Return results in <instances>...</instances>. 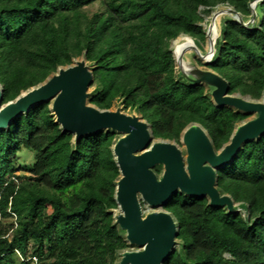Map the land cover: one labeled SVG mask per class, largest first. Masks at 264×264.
<instances>
[{
    "label": "trees",
    "instance_id": "16d2710c",
    "mask_svg": "<svg viewBox=\"0 0 264 264\" xmlns=\"http://www.w3.org/2000/svg\"><path fill=\"white\" fill-rule=\"evenodd\" d=\"M248 1L0 0L3 102L85 52L99 85L91 103L110 108L123 98L125 110L138 108L161 139L178 141L196 122L219 148L246 116L213 106L201 86L176 82L168 48L180 33L204 40L201 13L228 3L248 16ZM92 5L97 10L88 16ZM258 10L255 30L226 23L220 57L210 66L228 81L230 93L252 99L264 92V2ZM113 138L99 133L72 150L71 136L60 133L46 104L0 132V264H29L30 257L35 264H114L125 243L107 213L115 207L118 175ZM22 149L34 155L28 168L15 165ZM21 170L29 175L15 174ZM217 185L247 205L248 224L205 199L177 194L164 208L177 221L183 255L174 250L165 264H264V135L217 172ZM12 217L13 224L3 222Z\"/></svg>",
    "mask_w": 264,
    "mask_h": 264
},
{
    "label": "water",
    "instance_id": "95a60500",
    "mask_svg": "<svg viewBox=\"0 0 264 264\" xmlns=\"http://www.w3.org/2000/svg\"><path fill=\"white\" fill-rule=\"evenodd\" d=\"M262 2L249 0L248 16L228 3H219L201 24L203 41L180 33L168 48L176 82L201 86L213 106L246 116L235 123L219 148L196 122L187 124L176 142L154 138L138 108L125 111L123 98H116L110 108L91 103L99 85L92 86L94 63L86 59L85 52L7 102H3L0 85V132L32 108L46 104L60 133L71 136L72 150L89 136L114 134L110 153L118 175L113 181L115 207L107 213L126 245L116 252L114 264H165L174 250L183 255L177 221L164 208L177 194L205 199L207 206L239 215L248 224L247 205L235 202L218 187L217 172L229 165L245 144L264 135V92L258 99L230 93L228 81L209 66L220 57L226 23L257 29Z\"/></svg>",
    "mask_w": 264,
    "mask_h": 264
},
{
    "label": "rangeland",
    "instance_id": "374dc122",
    "mask_svg": "<svg viewBox=\"0 0 264 264\" xmlns=\"http://www.w3.org/2000/svg\"><path fill=\"white\" fill-rule=\"evenodd\" d=\"M97 10V5H92V6H89V7H87L86 8V12H87V15L88 16H90V14L92 13V12H94V11H96ZM201 10H203V8H200V11ZM201 15L203 16V21L205 20V19H207L208 17H209V15H210V13L207 15V14H204V13H201ZM203 21L200 23V26H201V24L203 23ZM171 43V42H170ZM210 67V66H209ZM97 84V82H93V84H92V86L93 85H96ZM114 102V101H113ZM33 152L32 151H29V150H21V152H19L17 155H16V161H15V165L16 166H23V167H30L31 166V164L33 163ZM15 174H17V175H23V176H28L29 174L26 172V171H18V172H16ZM14 220H15V218L14 217H12V218H8V219H4L3 220V222H5V223H12L13 224V222H14ZM125 247H126V245H125ZM124 247V248H125ZM33 251V249L32 248H29L28 249V251H27V255L28 256H31V252ZM21 258H23V257H21V256H19V255H17L16 254V260H17V262L18 261H22V259ZM33 258H35V257H30L29 259H32V261H29V264H35L36 262H34V260H33ZM36 259V258H35Z\"/></svg>",
    "mask_w": 264,
    "mask_h": 264
},
{
    "label": "built area",
    "instance_id": "2783aa9c",
    "mask_svg": "<svg viewBox=\"0 0 264 264\" xmlns=\"http://www.w3.org/2000/svg\"><path fill=\"white\" fill-rule=\"evenodd\" d=\"M16 254L20 256V254H19L18 252H16ZM21 259H22V258H21ZM33 260H34V262H36V259H35V258H33Z\"/></svg>",
    "mask_w": 264,
    "mask_h": 264
},
{
    "label": "flooded vegetation",
    "instance_id": "af4514ba",
    "mask_svg": "<svg viewBox=\"0 0 264 264\" xmlns=\"http://www.w3.org/2000/svg\"><path fill=\"white\" fill-rule=\"evenodd\" d=\"M151 128V127H150ZM152 131V130H151ZM153 134V133H152ZM154 137V136H153ZM154 138H156V137H154ZM161 139V138H160ZM173 141H175V140H173ZM176 142H178V141H176Z\"/></svg>",
    "mask_w": 264,
    "mask_h": 264
},
{
    "label": "clouds",
    "instance_id": "9594fccd",
    "mask_svg": "<svg viewBox=\"0 0 264 264\" xmlns=\"http://www.w3.org/2000/svg\"><path fill=\"white\" fill-rule=\"evenodd\" d=\"M126 111V110H125Z\"/></svg>",
    "mask_w": 264,
    "mask_h": 264
}]
</instances>
